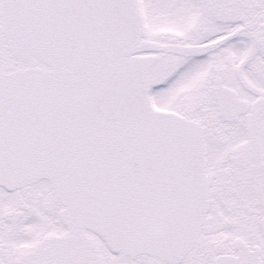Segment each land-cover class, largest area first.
<instances>
[{
  "label": "snow or ice",
  "instance_id": "6c2138e0",
  "mask_svg": "<svg viewBox=\"0 0 264 264\" xmlns=\"http://www.w3.org/2000/svg\"><path fill=\"white\" fill-rule=\"evenodd\" d=\"M0 264H264V0H0Z\"/></svg>",
  "mask_w": 264,
  "mask_h": 264
}]
</instances>
